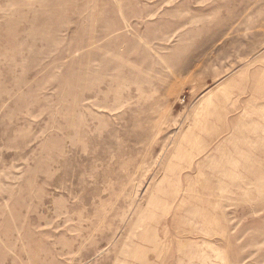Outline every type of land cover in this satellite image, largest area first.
I'll return each mask as SVG.
<instances>
[{"label":"rangeland","instance_id":"obj_1","mask_svg":"<svg viewBox=\"0 0 264 264\" xmlns=\"http://www.w3.org/2000/svg\"><path fill=\"white\" fill-rule=\"evenodd\" d=\"M0 264H264V0H0Z\"/></svg>","mask_w":264,"mask_h":264}]
</instances>
